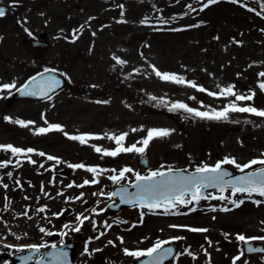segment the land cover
Returning a JSON list of instances; mask_svg holds the SVG:
<instances>
[{"label": "rangeland", "instance_id": "obj_1", "mask_svg": "<svg viewBox=\"0 0 264 264\" xmlns=\"http://www.w3.org/2000/svg\"><path fill=\"white\" fill-rule=\"evenodd\" d=\"M247 1L255 11L244 6L234 9L221 1L197 11L207 0H0L8 6L5 16L0 18V85L15 83L17 86L28 75L43 68L67 72L70 80L69 85L51 100L14 99L9 102V93L14 88L0 89V145L14 144V147L34 150L14 156L10 150L0 148V161H10L6 164L7 173L0 180V264H7L10 255L18 249L37 239L43 240L45 235L37 231L38 224L47 219L54 223L53 214L70 203L74 211L66 217L68 226H77L74 220L77 215L89 217L81 226L83 235L76 247L79 264H131L134 257L126 255L125 248H148L137 226L144 211L142 208L126 209L111 215L100 211L106 202L104 199L110 198L107 194L113 181L109 177L118 175L125 167L133 171L126 173L119 182L132 180L136 173L168 166H214L225 158L243 165L252 159H264V117L229 112L226 120H212L183 110H169L175 102L199 111H219L233 102L264 109V91L258 86L264 82V77L258 75L264 72V41L261 40L264 38V8L261 7L264 0ZM189 5L195 11H191ZM145 18L146 23H141ZM121 20L125 22L119 23ZM191 25L198 26L189 27ZM159 28L171 30L154 31ZM41 30L49 33L46 46L32 47L22 41L23 37H39ZM232 42L236 43L237 50H232ZM259 46L261 49L257 50ZM117 59L125 63H117ZM153 67L162 73L182 76L185 83L162 80ZM188 81L197 87H191ZM117 82L119 87L115 88ZM82 84L93 90L92 97L78 91ZM229 85H234L233 91L237 94L254 93L253 98L236 101L235 96L219 95L221 89ZM200 87L205 91H199ZM209 92L218 95H208ZM153 96L157 99L152 100ZM16 120L34 123L21 126ZM49 124H59L62 130L37 132ZM151 128L172 131L168 136L149 142L143 152L148 155L147 167L138 163L141 154L138 152L104 155V150L117 148L109 135L127 133L123 146L136 144L141 147L139 142ZM83 134L97 138H89L84 144L70 138ZM94 146L102 151H95ZM41 152L45 155H39ZM49 155L57 159L50 161ZM30 161L44 169L59 165L72 168L69 165L75 164L96 167L100 173L96 177L98 183L75 186L83 184L85 179H93L94 174L86 168H72L74 175L70 179L43 174L41 170L29 176L14 175L13 169L17 173L33 169L23 166ZM226 165L236 168L235 164ZM257 166L263 165H252L244 170ZM69 184L74 186L69 188ZM101 192L104 195H100ZM219 195L220 192L215 197ZM223 195L230 197L231 190L225 189ZM232 198L244 199L245 203L233 208L227 200L208 198L171 209L176 215L164 214V210L160 216L148 215L146 231L157 226L162 231V240L183 237L174 240L180 249L171 264H190L188 259L196 264H210L209 257L218 258L222 251L206 254L205 244L209 241L216 251L219 243L225 246V241L231 240L227 248L232 250L237 248L234 242L237 234L264 236V204L253 203L264 197L253 194L249 199L247 194L237 193ZM85 202L90 205L85 207ZM41 207H45L44 212L38 211ZM192 207L196 210L189 211ZM223 207L231 210H219ZM93 208L96 213L92 212ZM212 208L217 210L212 211ZM105 222L112 227L105 229ZM170 225L207 228L208 231L192 232ZM59 226L58 222L56 227ZM101 232L104 235L101 236ZM210 235L215 236L211 238ZM118 237L123 238V243ZM256 241L264 244V241ZM188 244L193 246L189 248ZM185 249L197 252L188 255ZM196 255L198 258L194 259ZM251 258L253 264H264V253L245 254L241 260Z\"/></svg>", "mask_w": 264, "mask_h": 264}, {"label": "snow or ice", "instance_id": "obj_2", "mask_svg": "<svg viewBox=\"0 0 264 264\" xmlns=\"http://www.w3.org/2000/svg\"><path fill=\"white\" fill-rule=\"evenodd\" d=\"M219 0H207V3L203 4L200 11H203L205 8L209 7V5L218 3ZM232 3H238L239 0H231ZM246 7V5H242ZM121 9H123V5L120 6ZM191 11H195V9L191 8V5L188 6ZM264 8V5L261 6ZM249 11H255L254 9H248ZM5 9L3 7H0V18H3L5 16ZM257 15H261L260 12L256 13ZM121 15L123 16V11L121 12ZM92 19V18H90ZM175 19V17H173ZM147 18L145 20H142L141 23H146ZM119 23H123L125 21L121 20L118 21ZM198 25H191L189 27H196ZM83 27V26H81ZM174 30H180V29H174ZM94 35V33H93ZM117 63L123 64L125 63L122 60L117 59ZM46 73L49 71H55L45 69ZM153 71L155 72L156 76H158L162 80L166 81H172L178 84L185 83L184 78L182 76H177L174 73H168V72H161L157 70L155 67H153ZM42 75V74H41ZM259 76L264 77V72L258 73ZM32 83L31 84H25L23 86V90L17 88V91L21 92V95H40V96H47L49 99L51 98L48 96L49 92H52L55 88L59 87L61 81L57 79L54 76H50L45 78L44 81L40 82L37 81V78L34 76L31 78ZM191 87L196 88L197 85L192 82H187ZM260 90L264 91V82L259 83ZM15 83H4L0 85V89H6L11 90L15 88ZM234 85H229L226 88L221 89L219 95L224 96H235L236 101H245V100H251L253 98L254 93H249L248 95H242L237 94L233 91ZM199 91H205L204 88L200 87L198 89ZM11 94V93H9ZM208 95H218V93L209 92ZM152 100H156V97H151ZM194 99V98H192ZM170 111L175 110H183L189 114L194 115L195 117H200L204 119H212V120H226L228 118L229 112H242V113H251L259 117H264V109H257L253 106H239L236 103H230L226 105L222 110H215L211 109L210 111H199L197 109L189 107L187 104L182 102H175L172 103L170 106ZM5 119H10L9 117H5ZM15 123L20 124L21 126H27L29 124L34 123L33 121H23V120H16ZM51 130H62L61 125L59 124H49L47 128H39L37 129L38 133H46ZM133 131H136V129H133ZM172 130L171 129H165V128H151L147 130V136L139 143H141L143 146L137 147L136 144H132L129 147H124L122 142L124 141L127 133H122L120 135H109V138L114 140L117 144V148L112 151L104 150V155L108 156H116L121 152H138L143 153L145 151V148L148 146L149 142L156 138V137H164L168 136ZM108 135V134H106ZM73 140H78L80 143L84 144L87 143L89 138H97L92 137L90 134H83V135H77V136H71L70 137ZM0 148L10 150L13 155L20 154L22 152L32 153L34 150L32 148L28 149H22L19 147H14L11 144L8 145H0ZM95 151L101 152L102 149L99 147H95ZM39 155L44 156L45 154L43 152L39 153ZM48 160H56L57 158L53 156H48ZM31 163H35V161H30ZM59 162V161H57ZM7 163H10V161L6 162H0V168H3L6 166ZM17 164H19V161H17ZM222 164H235V167L239 169L241 172H243L244 169L250 168L252 165H264V159H252L248 163L240 165L235 162L234 159L225 158L223 161H218L214 166H208L203 165L202 167H198L194 174L184 175L179 170L174 171L172 168H168L167 171H149L146 175H141L139 173L135 174V182L132 185V187L135 188L134 192H129L127 187H121L117 191L110 192L107 195L111 197H120V203L122 204H129L134 207L139 208H147L149 212H153L155 214L156 209L163 208L164 214H171L176 215L177 213L174 211H170L171 209H174L177 205H189L193 202H199L201 198H208V197H202L201 192L204 189L208 188H216L219 189L221 195L217 197H211L213 199H220V200H227L233 208H239L241 205L245 203L244 199H233L232 197H235L237 193H244L247 194V197L250 199L253 194H257L260 197H264V167L258 168L255 171L248 172L241 176H235L233 177L231 173L222 170L221 165ZM69 167L82 169L86 168L88 172L93 173V179L91 181L85 179L83 181V184L81 185H75L77 187H83L84 185L88 184H96L98 183V180L96 177L100 174L96 167H86L84 164H75V165H69ZM133 170L131 168L125 167L120 170L118 175H113L109 177L114 183H118L121 179L125 177L126 173L132 172ZM8 175L11 177V173H8ZM17 185L20 184V181H16ZM73 184L67 185V187L71 188L73 187ZM5 188H7V185H4ZM231 189V196L225 197L223 195V192L225 189ZM41 191H43V186L41 188ZM190 194L191 199H185V194ZM47 195V193H45ZM58 195H63V193H58ZM95 195V193H93ZM100 195H104L103 192L100 193ZM81 196H83V193H81ZM27 199V197H26ZM76 199H80V197H76ZM253 203L257 205L264 204V200H254ZM7 207V205H5ZM114 205H109V207H112ZM195 207L189 208V211H195ZM212 211H216V208H212ZM221 211H230L231 209L228 207H223L220 209ZM39 212H44L45 207H41L38 209ZM100 211H103L101 209ZM93 213H96V209H92ZM60 213H54L53 215H59ZM25 215L27 213L25 212ZM144 219V213L141 212L140 216V223H143ZM76 220L78 222L77 226L73 229V231L79 232L81 231V226L84 224L86 220H89L88 216H83L82 214L77 215ZM93 227L95 228L96 222L93 220ZM117 223H126L125 221H117ZM264 223V221H262ZM136 225H133L135 227ZM64 227H68V225H64ZM105 229L111 228L112 224H108L105 222L104 224ZM170 227L173 228H187V230L192 232H207V228H195V227H189L187 225H170ZM41 232H44L45 229L41 228ZM51 234V233H49ZM100 235H104L103 232L100 233ZM225 236L227 234L225 233ZM96 239H99V236L96 237ZM120 239L121 243H123V238L118 237ZM183 237H172L171 240H181ZM207 239V237H206ZM236 239L240 242H243L245 245H250V242L253 240H260L264 241V236L259 237H246L243 234H237ZM169 240H157L151 247H148L146 250H129L127 248L124 249V253L131 257H148V260L141 261V264H162V262L167 259L170 256L174 255L173 249L168 247H162L163 245L168 244ZM63 244V241H61ZM109 244H112V241H108ZM209 244L211 242L209 241ZM31 248L33 251H38L39 248L44 247V245H29L27 246ZM53 249L56 248V245L53 244L51 246ZM22 250V249H18ZM187 252V249H185ZM246 251L249 253L253 252H260L264 253V248H257V247H251L248 246L246 248ZM88 252L87 243L85 245V253ZM207 254V253H206ZM46 255L53 257V259L61 261L62 264H66L67 261V252L61 250L56 253H47ZM179 255V254H176ZM188 255H192L191 252H188ZM244 255V252H239L236 256L232 258V264H237L238 261L241 260L242 256ZM22 262H26L28 260L32 259L31 255L28 256H22L20 257ZM37 264H44L42 260H38ZM244 264H248L247 261H244Z\"/></svg>", "mask_w": 264, "mask_h": 264}, {"label": "water", "instance_id": "obj_3", "mask_svg": "<svg viewBox=\"0 0 264 264\" xmlns=\"http://www.w3.org/2000/svg\"><path fill=\"white\" fill-rule=\"evenodd\" d=\"M43 35H45V33H44ZM30 43H31V44H44V42H41V41H39V40H30ZM41 74H42V75H41ZM34 76L37 78V81H40V82L44 81L45 78H47V77L54 76V77H56L57 79H59V80L61 81V83H62V78H61V76H60L59 74H57L55 71H49V72H47V73H46L45 71H43V72L37 73V74L34 75ZM34 76H32V77H34ZM32 77H30V78H29L24 84H22V85L19 87V89L23 90V86H24L25 84H31V83H32V81H31V78H32ZM61 83H60V85H61ZM60 85H59V87H60ZM57 88H58V87H57ZM57 88H55V89H57ZM55 89H54V90H55ZM49 93H50V92H49ZM49 93H48V94H49ZM14 96H17V97H30V98H33V99H36V98H43V97H45V96H40V95H35V96H33V95H21V92H20V91H17V90L15 91ZM140 163H141L142 165H145V166H146V165H147L146 157H141V158H140ZM221 168H222V170H225V171L231 173L233 177H235V176H241V175H244V174H246V173H248V172H251V171L240 172V171H238V170L231 169V168L226 167V166H224V165H221ZM260 168H261V167H260ZM172 169H173L174 171L179 170V171L182 172L184 175L194 174L195 171H196V170H187L186 168H172ZM257 169H258V168H257ZM255 170H256V169H255ZM255 170H253V171H255ZM162 171H167V169L162 170ZM68 174H69V172H68ZM134 182H135V180L132 181V182H125V183H123V184H114L113 187H112V192L117 191V190H118L119 188H121V187H127L129 192H134V191H135V188L132 187V185L134 184ZM214 189H216V188H208V189H204V190H202V192H201V196H213V190H214ZM216 190H219V189H216ZM117 197H118V200H117V201H111V202L107 205V209H108V210H117V209H119V208H121V207H123V206H126V205H127V206H132V205H129V204H122V203H120V197H119V196H117ZM109 205H114V206L109 207ZM67 212H68V210L66 209V210H64L62 213L65 214V213H67ZM162 247H165V248L170 247V248L173 249V252L175 251V248H174V246H173L171 243L166 244V245H163ZM256 247L259 248L260 246L257 245ZM67 252H70V254L67 255V261H66V264H71V263H72V249L70 248V250H68ZM30 253L32 254L33 252H30ZM22 256H28V254H27V253H23V254L17 255L16 260H15L12 264H26L27 261H26V262H22V261H21L20 257H22ZM171 257H172V256H170V257H168L167 259H165V260L162 262V264H165L166 261H167L168 259H170ZM52 258H53V257H52ZM148 259H149L148 257L137 258V259H135L134 264H141V261H143V260H148ZM38 260H42V261L44 262V264H62L61 261H55V260H51V261H47V262H45L43 257L40 258V259H38ZM38 260H36V261H35L34 263H32V264H37V261H38Z\"/></svg>", "mask_w": 264, "mask_h": 264}, {"label": "flooded vegetation", "instance_id": "obj_4", "mask_svg": "<svg viewBox=\"0 0 264 264\" xmlns=\"http://www.w3.org/2000/svg\"><path fill=\"white\" fill-rule=\"evenodd\" d=\"M146 222H147V220L144 219L143 223L139 224V227H140L139 234L142 235V239H143V241L145 243L144 245H149V244L155 243L158 239L161 240L162 239V231L160 229H158L157 226L146 231ZM214 236L215 235H210L211 238H213ZM229 242L230 241H227L225 246H223L220 243V245L217 247L216 251H215L214 247L211 246V244H208V243L205 244V251L209 255H212V253L214 254V252L222 251L218 258L216 256H210L209 257L210 264H230V263H232L233 256L231 254L229 255L228 252L231 251L232 253H234V252L237 253L238 252V248H233L232 250L228 249L227 246H229ZM235 246H237V245H235ZM228 255H229V257H228ZM248 255H251V254H248ZM244 261H247L248 264H253L254 263L253 259L252 260L251 259L244 260ZM237 264H244V263L242 261H240V262L238 261Z\"/></svg>", "mask_w": 264, "mask_h": 264}, {"label": "trees", "instance_id": "obj_5", "mask_svg": "<svg viewBox=\"0 0 264 264\" xmlns=\"http://www.w3.org/2000/svg\"><path fill=\"white\" fill-rule=\"evenodd\" d=\"M258 28H259V26H256V29H258ZM213 35H214V32H212V36H213ZM236 43H239V41L236 42ZM236 43L232 42V45H231V46H232V47H231L232 50H237V45H236ZM262 48H264V47H262ZM239 49H240V47H239ZM258 49H261V47H258L257 50H258Z\"/></svg>", "mask_w": 264, "mask_h": 264}]
</instances>
